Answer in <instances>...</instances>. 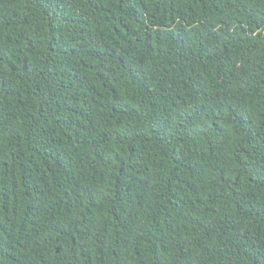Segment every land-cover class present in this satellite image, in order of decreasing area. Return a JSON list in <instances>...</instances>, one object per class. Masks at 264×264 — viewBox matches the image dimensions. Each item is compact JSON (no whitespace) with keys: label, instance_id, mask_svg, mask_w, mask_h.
<instances>
[{"label":"trees","instance_id":"trees-1","mask_svg":"<svg viewBox=\"0 0 264 264\" xmlns=\"http://www.w3.org/2000/svg\"><path fill=\"white\" fill-rule=\"evenodd\" d=\"M0 264H264V0H0Z\"/></svg>","mask_w":264,"mask_h":264}]
</instances>
